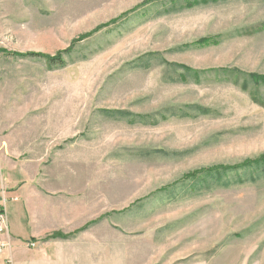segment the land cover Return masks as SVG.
I'll return each instance as SVG.
<instances>
[{
  "label": "rangeland",
  "instance_id": "1",
  "mask_svg": "<svg viewBox=\"0 0 264 264\" xmlns=\"http://www.w3.org/2000/svg\"><path fill=\"white\" fill-rule=\"evenodd\" d=\"M146 1L0 0V155L53 213L0 264H264V164L184 179L264 155V0Z\"/></svg>",
  "mask_w": 264,
  "mask_h": 264
},
{
  "label": "crops",
  "instance_id": "2",
  "mask_svg": "<svg viewBox=\"0 0 264 264\" xmlns=\"http://www.w3.org/2000/svg\"><path fill=\"white\" fill-rule=\"evenodd\" d=\"M24 176L17 163L0 155V207L4 205V218L8 230L7 234H0V242L6 241L10 245L9 250L13 256V251L22 249L25 240H35L50 234L53 224V213L47 211L46 206L38 213H31L32 194L24 185ZM54 223L57 225L56 221ZM5 254L0 257V263L5 260L3 257Z\"/></svg>",
  "mask_w": 264,
  "mask_h": 264
},
{
  "label": "trees",
  "instance_id": "3",
  "mask_svg": "<svg viewBox=\"0 0 264 264\" xmlns=\"http://www.w3.org/2000/svg\"><path fill=\"white\" fill-rule=\"evenodd\" d=\"M150 0L146 1L145 3L149 2ZM153 1V0H151ZM202 1H205V0H202ZM170 2L172 3V5H174L173 3H176L175 0H170ZM185 4H189V1L188 0H185ZM32 56H38L40 58H43L47 61L48 63V66H56L58 63L62 64L61 62V53L58 55V56H54V57H49V56H45V55H40V54H35V55H32ZM260 80V78H259ZM261 81V80H260ZM262 82H264V79H262ZM259 164H264V155L258 157L257 159L253 160V161H249V160H246L244 161L243 163H241L240 165H237V166H233V167H226V166H219V167H213V168H209V169H202V170H198V171H195V172H192V173H189L187 175L184 176V179H193V178H196L197 175H200L204 172H210L212 170H218V169H221L222 171H229V170H234V169H238V168H243V167H248V166H251V165H255V166H259ZM0 212H2V210L0 209ZM57 234H52L51 237L54 238L56 237Z\"/></svg>",
  "mask_w": 264,
  "mask_h": 264
},
{
  "label": "built area",
  "instance_id": "4",
  "mask_svg": "<svg viewBox=\"0 0 264 264\" xmlns=\"http://www.w3.org/2000/svg\"><path fill=\"white\" fill-rule=\"evenodd\" d=\"M4 206V205H3ZM2 206V212H0V234H7L8 230L6 227V223H5V218H4V207ZM32 247H34V245H31ZM10 248V245L6 242V241H2L0 242V257L6 253ZM7 262L10 263V261L8 260Z\"/></svg>",
  "mask_w": 264,
  "mask_h": 264
}]
</instances>
